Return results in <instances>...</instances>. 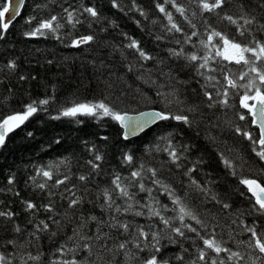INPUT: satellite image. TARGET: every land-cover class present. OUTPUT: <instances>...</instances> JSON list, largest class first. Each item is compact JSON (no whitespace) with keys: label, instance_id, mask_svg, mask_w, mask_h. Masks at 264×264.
Instances as JSON below:
<instances>
[{"label":"trees","instance_id":"obj_1","mask_svg":"<svg viewBox=\"0 0 264 264\" xmlns=\"http://www.w3.org/2000/svg\"><path fill=\"white\" fill-rule=\"evenodd\" d=\"M5 3L6 0H0V8ZM117 3L119 7L114 8L112 0H24L20 14L0 39V117L21 110L25 103L33 100L51 98L49 105L44 106L47 111L30 118L26 125L9 135L4 147H0V210L16 214L12 219L0 217V253L11 259L13 264H20V257L26 259L28 253L40 257L37 261L29 260L28 264H51L56 259L70 260L73 257L82 264H139L151 253V247L140 251L131 243L137 240L132 233L143 226L145 231L161 234V253L157 255L170 260L171 264H191L198 248L203 247L199 237L187 231V238L169 233L157 217H150L146 208H140L134 202L138 200L140 204H148L152 197H156L160 204L168 205L169 211L163 215H176L169 197L151 183V173L146 170L154 168L159 178L185 200L207 228H201L186 218L187 223L202 235L214 232L217 239L224 241V247L241 252L243 259L238 264H251L252 259L260 254L247 247L250 234L244 228L255 222L257 229L264 232V216L254 210L253 198L239 181L249 177L264 181V162L253 151V148L259 150L260 146L235 131L239 126L257 139L256 127L251 125L246 111L239 106V97L244 89L229 88L223 72H228L238 84H246L254 74L249 73L241 80L240 73L248 71L246 66L215 57L209 61L208 69H200L204 73L200 75L194 63L184 57L169 55V49H183L186 54L195 52L202 56L208 50L200 41H206L213 28L241 44L249 43L253 37L264 40V0H226L221 9L212 13L201 12L198 0H177L185 8L187 19L170 3L165 4L182 32L167 31L170 25L164 13L156 8V4H164V0H136L144 15L132 7V0H117ZM83 7H95L99 18L93 19L84 13ZM65 8L77 9L82 22L75 27L68 24L63 11ZM225 14L255 19L251 25L244 26L247 31L241 36L236 25L223 19ZM52 15L58 16L64 25L58 30L59 39L50 33L43 37L24 35L40 20ZM30 17L36 19L28 23ZM238 23L243 24V20H238ZM193 31L197 35L191 38L190 43H184L185 37ZM85 35H93L94 40L79 47L71 46L72 39ZM127 37L137 40L153 59H140L134 49L126 47L129 43ZM218 41V37H213L209 44L213 54L216 51L213 45ZM9 61H15L17 67L14 70L7 68ZM130 66L132 71L128 70ZM21 76L25 79L21 80ZM208 76L216 79L209 81ZM225 89L229 93L227 106L218 103L225 99L222 95ZM205 90L210 91L216 101L211 107L204 96ZM217 91L221 95L217 96ZM101 99H106L120 112L149 108L169 110L189 115L193 122L189 126L175 120L158 121L125 140L121 128L111 117L51 119L73 102ZM190 108L195 111H188ZM241 113L246 115L244 121L239 120ZM28 132L33 135L28 136ZM169 134L174 144L190 146L189 151L183 154L186 159L180 161L179 168L162 150L167 141H161L160 137ZM56 140L60 143L57 144ZM157 146L160 151H157ZM125 153L134 157L132 163L124 161ZM96 154L102 156L100 161H95ZM222 156L235 165V175L233 169L224 165ZM61 160L65 163L60 164ZM89 160L99 167L93 169L88 164ZM197 161L202 163L190 174L191 178L210 189L209 195L197 191L190 184L189 176L184 175ZM49 164H58L59 167L53 169V179L46 181L37 175L36 169ZM141 164L145 168L143 182L146 188H152V196L140 191L139 179H131V172L138 170ZM117 174L125 185H130L128 190L134 194L132 201L120 196L112 184ZM81 175L86 177L85 181L79 180ZM65 176L69 180L55 186V180ZM9 177L13 178L11 185L8 184ZM45 181L48 188L39 189L37 184ZM66 189H72V192H66ZM105 189L112 193L114 203L111 208L103 195ZM50 192L54 195H49ZM77 197L81 202L70 208V200ZM25 201H31L38 207L51 203L54 210L45 211L43 207L35 212L26 210ZM129 203L132 208L123 211ZM225 203L230 205L228 209L223 208ZM117 206L121 211H116ZM138 210L145 214L136 216L134 213ZM93 216L95 220L91 219ZM41 220L49 225L48 230L36 231L35 226ZM117 221L130 224L129 232L110 227ZM172 223L175 226L179 224L175 220ZM16 226L20 232L15 231ZM98 235L100 240L96 239ZM79 236L92 239L80 240ZM69 237L73 239L69 240ZM126 240L130 241L126 249L119 250L117 245ZM139 241L141 246L152 242L151 237L147 241L139 237ZM84 243L91 244V255L83 249ZM61 245L75 247L77 251L61 254L56 251ZM177 256H183V261L176 259ZM210 256H215V253H210ZM219 258L226 260V254L221 253Z\"/></svg>","mask_w":264,"mask_h":264},{"label":"snow or ice","instance_id":"obj_2","mask_svg":"<svg viewBox=\"0 0 264 264\" xmlns=\"http://www.w3.org/2000/svg\"><path fill=\"white\" fill-rule=\"evenodd\" d=\"M171 4V6L175 9L176 12L180 13L181 16H185V8L177 3V0H164V4L157 3L156 8L159 12L164 13L168 25V32H182L183 29L173 20V15L171 12L167 11L165 8V4ZM226 3V0H198V6L201 12L212 13L218 9H221ZM24 0H9L8 4H5L0 8V39L4 38L5 33L9 29L12 21L20 14V8L23 6ZM112 6L114 8L119 7L117 0H112ZM132 7L138 11H140L141 15H144L143 11L139 9V6L136 4V0H132ZM83 12L87 13L93 19L99 18V13L95 7H83ZM131 10V9H130ZM64 13L66 14L67 23L75 27L76 24L81 23L82 21L77 16V9L73 8L69 10L65 8ZM35 17H30L27 21L28 23H32L35 20ZM185 19L187 17L185 16ZM223 19L227 20L230 24L236 25L237 32L243 36L247 29L244 27L245 25H251L255 18H246L244 16H240L238 18H234L232 15H227L223 17ZM238 20H243V24H239ZM195 28V25H191ZM64 27L62 23H60V18L56 15H52L50 18L42 19L38 22L37 26L31 30L24 33L27 37H43L46 33H50L56 36L57 39L60 38L57 35L58 30ZM243 29V30H242ZM126 35V34H125ZM197 32L193 31L190 36H186L184 43H190L191 38L196 36ZM213 37H218L219 41L216 45H213L216 48L215 53H211L209 49V44L212 43ZM161 37H157L160 39ZM129 43L126 45L129 49H134L138 54L139 58L142 60H152L153 57L147 53L140 43L131 38L127 37ZM94 40L93 35H85L80 36L78 38L72 39L71 46L79 47L80 45L88 44L89 42ZM222 41V45H219V42ZM179 43V41H177ZM200 44L204 49L208 50L204 55H198L195 52L185 53L183 49L177 51L176 49H169V55L176 57H184L191 63H194L198 72L200 69H208L209 61L214 59L215 57H220L224 61L235 62L237 65H243L248 68L247 72L240 73V79L243 80L249 76V73L254 74L247 80V83L238 84L237 81L231 78L228 72H223L224 80L227 82L229 88L231 89H244V92L239 97V106L240 108L246 110L247 115L252 117L251 123L257 125L259 128V138L254 139L252 134L248 131H242V129L237 126L235 128L236 133L242 134L246 139L253 141L254 144H258L260 146L259 150L253 148L255 154L260 158V160L264 161V40L252 38L247 44H241L237 42L235 38H230L227 34H224L220 31L211 29L207 40H201ZM219 45V46H217ZM222 48V50H221ZM250 54V55H249ZM202 61V62H201ZM51 63V61H49ZM219 63V61H218ZM17 67L15 61H9L7 64V68L15 69ZM129 71H132V67L130 66ZM211 71H216V69H211ZM200 75H204L203 72H200ZM21 80H24L25 77L21 76ZM216 79L215 76H208L207 80L214 81ZM228 89L223 91V96L225 99L219 101L218 103L227 106L228 100ZM216 95L219 96L221 93L219 91L216 92ZM204 96L208 98L209 107L212 106V103H216L213 100V95L210 91L205 90ZM51 98L39 99L38 101L33 100L31 102L25 103L22 106V109L19 111H13L10 114L4 115L0 117V147H4L6 145V140L11 133L15 130L20 129L21 126L26 125L27 122L30 121V118L34 117L38 112L47 111L44 106L49 105ZM172 101H169L171 103ZM182 103V102H179ZM188 111H195V109L190 108ZM107 116L111 117L113 121L121 125L122 128H127L128 131L123 133V138L125 140L128 139L129 132L135 133L137 130L143 131L144 127L149 123L163 122L169 120H175L177 122H182L185 125L191 126L192 119H190L189 115L186 114H176L169 110H153L149 112H141L138 116H129L126 112L121 113L115 107L110 106L106 99H101L95 102L86 101V102H73L70 106L64 107L58 111L57 115L51 117V119L58 120L61 117H72L75 118L77 116ZM246 119V115L244 113L239 114V120L244 121ZM28 136H32V132L27 133ZM161 141H167L166 146L163 147V151L168 154L169 160L172 164H175L177 168L181 167L180 161L182 159H186L183 155L184 153L189 151L190 146L188 145H176L172 142L169 136L160 137ZM57 144L60 143L59 140L55 141ZM161 149L157 146V151ZM102 156L99 154L95 155V161H100ZM124 161L127 163H132L134 157L131 154L125 153L123 157ZM222 162L228 168L233 169V175L235 172V165L232 161L222 156ZM60 164L65 163V161H59ZM202 163V161H197L193 164V167L188 168L185 172V176H189V182L194 188L205 194L209 195L210 189H208L204 184H201L198 180L191 178V173H193L198 164ZM88 164L91 165L93 169L99 167L98 164L89 160ZM58 164H49L40 166L36 169L37 175H41L47 180L53 179V169L58 168ZM147 172L151 173L150 179L151 183L154 186H158L159 189L163 190V192L169 197L172 205L175 207L172 211L176 212L175 216L166 217L163 215V212L169 211L168 205L160 204V201L156 197H152L151 202L148 204H140V201H134L140 208H146L148 215L150 217H157L159 221L168 229L169 233H174L179 237H186V231L195 233L197 237L202 241L203 247L198 248L197 255L194 260H192L191 264H200V262H205V264H228V262H238L243 259V254L239 251H233L231 248L224 247V241L216 238L215 233L205 236L198 231L196 227H193L190 223L186 222L187 220L195 221L197 225H200L201 228H207V225L203 223V221L199 218V216L193 211L191 207L185 202V200L177 195L175 190L169 185L164 183L158 176L157 170L154 168H148ZM145 172L144 165L141 164L138 170H134L131 172V179L137 180L139 179V189L140 191L148 192L149 196H152V188H146L143 180ZM34 179V178H32ZM67 180H69L68 176H65L63 179H56L55 186H59L64 184ZM80 181H85L86 177L84 175L79 176ZM123 178L117 174L112 180V184L115 186V189L119 190V195L122 197H127L129 201L134 199V194L129 192V186L125 185L122 182ZM37 184V187L41 190L48 188L47 182ZM240 184L246 186L247 192L251 194V197L254 199V210L260 215L264 216V181L256 178H242L240 179ZM13 183V178H8V184ZM66 192H72V189H66ZM244 193H241L243 195ZM17 195H19L17 193ZM49 195H54V193H49ZM74 195V193H73ZM104 198L109 202L108 206L111 208L114 201L112 200V193L109 192L108 189H105L103 192ZM212 199H216L215 196L211 197ZM81 202V198H73L69 202V207H73ZM26 210L38 211L39 207H43L45 211H53V207L51 203L37 206L35 203L31 201H25ZM153 205H156L155 207ZM230 207L229 204H223V208L228 209ZM132 208V204L129 203L123 211L127 212ZM116 211H121L120 207H116ZM136 216L144 215L143 211H135ZM16 214L12 211H4L0 210V217H5L8 219H12ZM51 219V217L49 218ZM92 220H95L96 217H91ZM115 219V218H114ZM178 221V226L173 225V221ZM55 222V221H54ZM42 226V227H41ZM36 231H46L49 229V225L45 223L43 220L39 222L36 226ZM83 227V225H81ZM110 227H117L123 229L124 232H129L131 225L128 223H123L117 221L116 224L110 225ZM16 232H20L21 229L19 226L15 227ZM163 231V230H161ZM244 231L250 234L249 242L247 247L250 249H254L258 251L260 255H256L254 259H252L251 264H257V261H260V264H264V232L257 229L255 222L252 225L246 226ZM137 236L136 241H131L134 247H136L140 251H144L146 248L151 247V253L142 258L139 264H171L170 260L164 259L162 256L157 255L161 253V234L160 232H148L144 230L143 226H139L135 229L134 233ZM35 235V233H33ZM76 235H79L78 233ZM106 235V234H105ZM139 237H143L145 241L151 237V244L144 243L141 246V242L139 241ZM72 237H69V240H72ZM80 240H91L92 237L87 236H79ZM97 240L101 239V236H96ZM175 242V241H173ZM9 243H13V241H9ZM130 241H123L117 245L119 250L126 249L127 244ZM239 243L243 244L244 241H240ZM83 249L87 250L89 255H91L92 246L90 243H84L82 245ZM111 251L112 249H107ZM57 252L63 254L64 252H76L77 249L75 247H66L65 245H61L60 248L56 250ZM187 251V250H185ZM210 253H215V256H210ZM221 253L226 254V260L224 258H219ZM39 255H32L31 253L27 254V258L24 256L20 257V264H28V261H37L39 260ZM176 259L183 261V256H177ZM0 264H13L12 260L6 257L3 253H0ZM51 264H82L81 261L77 260L75 257L72 259H56L51 261Z\"/></svg>","mask_w":264,"mask_h":264},{"label":"water","instance_id":"obj_3","mask_svg":"<svg viewBox=\"0 0 264 264\" xmlns=\"http://www.w3.org/2000/svg\"><path fill=\"white\" fill-rule=\"evenodd\" d=\"M9 3V0H6V3L5 4H8ZM21 9V8H20ZM20 11V10H19ZM17 17V16H16ZM153 110H157V109H152V108H149V109H143V110H140V111H137V112H126L129 116H138L139 115V113H141V112H149V111H153ZM246 111V110H245ZM121 113H124V112H121ZM249 116V118H250V123H251V120H252V117L250 116V115H248ZM154 123H149L148 125H146L145 127H144V129L143 130H145V129H147V128H149L150 126H152ZM117 125L121 128V132H122V137H123V133L124 132H127L128 131V129L127 128H122L121 127V125H119L118 123H117ZM251 125L252 126H254V127H256V130H257V140H258V138H259V128H258V126L257 125H254V124H252L251 123ZM140 132H142V131H140V130H137L135 133H131V132H129V135H128V138H130V137H134V136H136V135H138ZM258 145V144H257ZM264 162V161H263ZM250 178V177H249ZM245 189H246V191H247V188H246V186H244V185H242ZM248 193V192H247ZM250 196H251V194L250 193H248ZM254 200V199H253Z\"/></svg>","mask_w":264,"mask_h":264},{"label":"rangeland","instance_id":"obj_4","mask_svg":"<svg viewBox=\"0 0 264 264\" xmlns=\"http://www.w3.org/2000/svg\"><path fill=\"white\" fill-rule=\"evenodd\" d=\"M221 42V44H222V41H220ZM221 50H222V48H221Z\"/></svg>","mask_w":264,"mask_h":264}]
</instances>
